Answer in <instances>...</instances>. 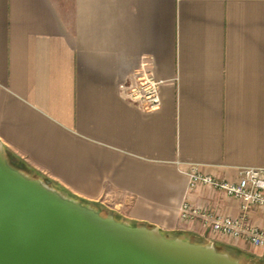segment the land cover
<instances>
[{
	"label": "crops",
	"instance_id": "obj_1",
	"mask_svg": "<svg viewBox=\"0 0 264 264\" xmlns=\"http://www.w3.org/2000/svg\"><path fill=\"white\" fill-rule=\"evenodd\" d=\"M146 67L161 105L119 86ZM0 141L71 196L264 262L245 239L185 221L186 170L264 168V0H0ZM196 205L237 217L200 187ZM250 222L264 228V209Z\"/></svg>",
	"mask_w": 264,
	"mask_h": 264
},
{
	"label": "water",
	"instance_id": "obj_2",
	"mask_svg": "<svg viewBox=\"0 0 264 264\" xmlns=\"http://www.w3.org/2000/svg\"><path fill=\"white\" fill-rule=\"evenodd\" d=\"M0 264H244L212 243L106 216L15 168L0 141Z\"/></svg>",
	"mask_w": 264,
	"mask_h": 264
},
{
	"label": "built area",
	"instance_id": "obj_3",
	"mask_svg": "<svg viewBox=\"0 0 264 264\" xmlns=\"http://www.w3.org/2000/svg\"><path fill=\"white\" fill-rule=\"evenodd\" d=\"M162 83L152 71L143 67L134 72L132 80L121 83L119 89L126 99L136 102L144 110H152L161 105L159 89ZM186 174L189 183L186 198L180 206L182 220H200L211 232L245 239L254 247L264 249V228L250 222V213L254 208L264 209V168H242L236 180L204 173L197 165H191ZM200 187H209L237 199L240 202V215H224L194 204L189 196Z\"/></svg>",
	"mask_w": 264,
	"mask_h": 264
},
{
	"label": "trees",
	"instance_id": "obj_4",
	"mask_svg": "<svg viewBox=\"0 0 264 264\" xmlns=\"http://www.w3.org/2000/svg\"><path fill=\"white\" fill-rule=\"evenodd\" d=\"M8 158H9V161L10 163L17 169L19 170H22L24 171L25 173H27L29 176H32V177H36V178H40V179H43L45 181H48L50 182L48 179L44 178V177H41V176H38L37 174H35L34 172H32L29 168H27L21 161L19 160H16V158H14L13 156L9 155L8 154ZM51 183V182H50ZM52 184V183H51ZM56 189H58L59 191L61 192H64L66 195L74 198V199H77L73 196H71L70 194H68L67 192H65L64 190H62L61 188L57 187L56 185L52 184ZM79 200L81 203L85 204V205H89V206H93V207H96L102 214L106 215V216H111L113 215L112 213L108 212L106 209L102 208L101 206H98V205H95V204H91V203H88L84 200H81V199H77ZM115 216V215H113ZM117 217V216H116ZM118 218V217H117ZM120 219V218H119ZM168 237L170 238H175V237H184L183 235H172V234H167ZM188 240H191V241H194V242H198V243H203V242H199V241H196L195 239L193 238H186ZM205 244V243H203ZM219 250L223 251V252H227L230 254V256L233 258V259H237V260H240L242 263L244 264H264V262H253L250 260L249 257L241 254L239 251L237 250H234L232 248H228V247H222V246H218Z\"/></svg>",
	"mask_w": 264,
	"mask_h": 264
},
{
	"label": "rangeland",
	"instance_id": "obj_5",
	"mask_svg": "<svg viewBox=\"0 0 264 264\" xmlns=\"http://www.w3.org/2000/svg\"><path fill=\"white\" fill-rule=\"evenodd\" d=\"M249 258H250V260L253 261V262H260V261H258V260H256V259L251 258V257H249Z\"/></svg>",
	"mask_w": 264,
	"mask_h": 264
}]
</instances>
